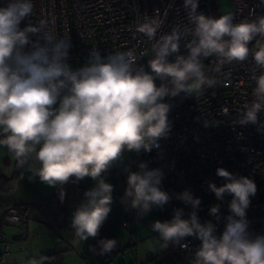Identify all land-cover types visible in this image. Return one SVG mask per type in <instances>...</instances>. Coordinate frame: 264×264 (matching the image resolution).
<instances>
[{"label":"clouds","instance_id":"obj_1","mask_svg":"<svg viewBox=\"0 0 264 264\" xmlns=\"http://www.w3.org/2000/svg\"><path fill=\"white\" fill-rule=\"evenodd\" d=\"M183 6L192 25L187 30L192 39L184 45L187 55L179 54L183 38L179 27L157 38L162 24L159 9L137 23L136 30L151 42L148 70L138 64L142 53L102 55L98 48L90 49L86 62L73 69L67 62L70 35L59 36L46 19L31 22L33 0H6L0 6V145L18 168L27 165L29 179L39 177L48 186L58 187L61 202L63 185L70 178L88 177L95 182L84 192L70 224L82 242L98 235L111 211L114 188L106 182L108 171L122 163L126 153L159 149L160 141L168 137L172 105L165 102L166 97L193 96L214 87L217 81L208 75L210 70L220 72L225 63L243 62L249 55L264 70V15L234 23L231 13L218 18L198 13V0H183ZM26 19L29 22L21 28ZM253 41L254 49H250ZM170 56H175L174 61H169ZM213 56L215 67L209 69L203 61ZM254 80L253 100L245 105L242 125L257 123L258 114L264 112V71ZM138 169L125 167L127 187L121 202L143 217L153 207L163 208L171 197L161 190L162 170L150 169L146 162L139 163ZM216 175L225 182L208 183L219 202L209 208L215 221L222 219L221 205L226 196L231 197L219 237L212 220L200 221L201 200L188 190L176 197L191 206L188 218H183V209H174L171 220L153 222L151 231L158 233L161 249L169 244L186 248L181 242L187 237L199 240L193 264H264V233L249 232L246 220V210L257 193L254 180L224 168H218ZM98 243L100 255L117 247L115 239Z\"/></svg>","mask_w":264,"mask_h":264},{"label":"built area","instance_id":"obj_2","mask_svg":"<svg viewBox=\"0 0 264 264\" xmlns=\"http://www.w3.org/2000/svg\"><path fill=\"white\" fill-rule=\"evenodd\" d=\"M34 15L29 19L37 23L40 19L49 21L59 36L70 35L71 48L68 63L75 68L81 67L87 60L89 51L98 48L102 55L116 51L133 50L143 57L138 64L145 65L151 58V42L136 30L137 23L143 22V17H152L159 9L161 27L157 31L159 36L170 33L179 27L183 33L180 41V55H187V44L191 39L192 28L188 22L187 11L183 0H33ZM6 0H0L3 6ZM198 13L218 18L221 16V0H198ZM231 14L234 23L244 19H254L264 15V0H232ZM252 13L253 15H250ZM29 21L21 22L23 28ZM255 41L250 42V49H254ZM174 61L175 56H170ZM205 65L209 69L215 67L216 57L206 58ZM259 69L252 56L243 62L225 63L220 72L210 70L208 75L217 83L212 88L204 89L200 94L186 96L181 94L165 102L172 105L168 118L171 131L167 138L160 141V148L145 152L143 156L133 162L134 166L146 162L148 167L159 168L163 172L161 190L171 197L163 208L156 207L159 221L171 220L174 209H183V218L187 219L192 211L190 205H185L177 199V194L188 190L194 197L201 200L197 210L201 222L212 220L216 224V235L219 237L225 226L224 217L229 215L226 196L221 205L222 219L217 222L209 215V208L219 203L215 194L208 189V183L222 185L225 181L216 175L218 168H224L236 176H246L254 180L257 193L251 198V204L246 210L248 231L264 233V112L258 114L257 123L240 124V118L245 111V105L253 100L252 90L255 87L254 76H259ZM157 85L160 81H156ZM63 189L75 193L84 199V192L89 187L83 180L70 181L63 185ZM59 188L50 199L58 197ZM47 200L39 203L43 209ZM69 210L70 222L76 207ZM61 216H65L64 213ZM2 221L10 224L20 223V211L9 206L2 211ZM127 223V222H126ZM74 234V232H73ZM74 238L77 239V237ZM179 245H171L170 251H180L183 255L194 256L201 242L193 237H187ZM0 264H6L10 252V244L0 241ZM118 249L107 253L109 264L118 263ZM124 264V263H119Z\"/></svg>","mask_w":264,"mask_h":264},{"label":"rangeland","instance_id":"obj_3","mask_svg":"<svg viewBox=\"0 0 264 264\" xmlns=\"http://www.w3.org/2000/svg\"><path fill=\"white\" fill-rule=\"evenodd\" d=\"M231 6L232 0H221V15L229 14ZM69 65L73 69H76L73 64ZM144 153V151H141L139 154L135 152L126 153L123 162L114 165L106 175V182L112 184L114 188L112 193L113 203L106 220L117 222L115 226L106 231V236L108 239H115L117 241L116 249L120 250L117 256V264H193L194 256L183 255L178 250L171 252L170 246L161 249L162 241L158 240V233L151 231L150 227L153 222L159 220L157 208H152L146 215L139 217L136 210L126 207L121 202V198L127 187V173L124 169L127 167L130 171H138V167L134 166L133 162L141 158ZM29 163H34V161H29ZM16 167L14 157L8 152L6 147L0 145V174L10 177L15 173ZM30 175L27 171V165L23 169L18 168L19 188L15 197L16 201L18 199L23 201L31 199L36 195L38 196L40 192H43L47 188L48 185L41 182L39 177L29 179ZM21 176H23L22 179ZM85 183L88 182L85 181ZM94 184L95 182L91 181L88 185L92 188ZM36 189L39 191L36 192ZM72 194L79 199L77 204L83 200L82 197L77 196L75 193L72 192ZM125 221H128V223L125 224ZM4 228L13 230L20 227L6 224ZM6 233L8 234V232ZM66 241V248H62L66 249L63 252L62 264H102L92 250V237L82 242L78 238L75 239L70 233L66 236ZM34 260L36 264H41L39 258H35ZM107 262L109 264L108 257ZM24 264H27V261Z\"/></svg>","mask_w":264,"mask_h":264},{"label":"crops","instance_id":"obj_4","mask_svg":"<svg viewBox=\"0 0 264 264\" xmlns=\"http://www.w3.org/2000/svg\"><path fill=\"white\" fill-rule=\"evenodd\" d=\"M85 181L88 183H85ZM91 181H93L91 178L86 177L83 180V184L90 189L88 184ZM18 188L19 183L17 179L15 197L17 196ZM55 190L56 187L47 186L43 192H40L38 196L36 195L31 199H25V201L20 199L18 201L16 199L14 200L16 204L32 205V208L23 215L21 222L13 224L20 228L13 230L5 229L4 225L7 223H1L0 211V241H7L10 244V252L7 256L6 264H24V262L35 258H39L41 260L40 263L43 264L41 259L42 255L57 251L62 252L63 258V252L66 249L62 248L67 245L66 236L71 233L74 237L73 230L70 227L71 222L68 213L79 202V199L72 192L64 189L65 197L63 202L60 201L59 195L57 199L52 200L50 198ZM38 191L36 189V192ZM42 199L47 200L43 209L39 207ZM155 208L153 207V209ZM62 213L65 216H61ZM126 222L128 223V221L124 223L126 224ZM1 249L2 246L0 244V251Z\"/></svg>","mask_w":264,"mask_h":264},{"label":"trees","instance_id":"obj_5","mask_svg":"<svg viewBox=\"0 0 264 264\" xmlns=\"http://www.w3.org/2000/svg\"><path fill=\"white\" fill-rule=\"evenodd\" d=\"M17 172H18V167H16L15 173L10 177L5 176L3 174H0V211H1V217H2V211L9 206H13V207L17 208L20 211L22 217L27 211H29L32 208L31 204H16L14 202L15 193H16V186H17V179H18ZM1 223L2 224L4 223L2 221V219H1ZM115 223H117V222L105 220L99 229L98 235L95 238H93V249L97 250V251H94V253L102 264H108L107 256H106V254H104V255L98 254V249H99V243L98 242L102 239H108L106 236V231L109 228L115 226ZM7 224H10V223H7ZM41 259H42L43 264H62V262H63L61 251L42 255Z\"/></svg>","mask_w":264,"mask_h":264}]
</instances>
